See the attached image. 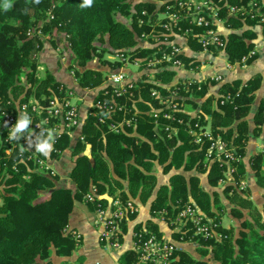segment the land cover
<instances>
[{"label": "trees", "instance_id": "obj_1", "mask_svg": "<svg viewBox=\"0 0 264 264\" xmlns=\"http://www.w3.org/2000/svg\"><path fill=\"white\" fill-rule=\"evenodd\" d=\"M247 1L215 0L216 16L223 19L226 27H239L242 22L247 25L259 23L264 30V22L257 21L264 17V0H254L253 5ZM175 3L173 0H92L91 5L86 6L84 0H0V113L29 96L43 104L49 95L63 94L61 84L51 73L45 71L38 76L35 72L34 55L40 46L37 32L40 35L49 33L51 45L55 47L65 40L77 66L78 85L94 88L102 81L101 71L88 66V62L96 57L100 63L109 64L103 58L109 50L128 51L143 59L154 53L155 47L125 49L134 46L135 37L142 32L161 37L164 30L158 23L162 18L159 19L157 13L165 11L166 4L174 5L169 9L176 12ZM228 5L236 6L232 15L227 14ZM120 17H128L129 23ZM188 19H181V27L191 28L185 33L186 37L201 49L196 33L214 25L195 26ZM173 33L181 32L173 30ZM251 33V29H244L239 33L220 34L223 40L221 49L229 62L239 61L251 48L252 44L247 41ZM57 34L58 38L55 37ZM209 49L220 48L210 45L206 50ZM177 57L184 67L196 64L182 54ZM143 62L140 60V67ZM172 75L173 71L167 67L160 68L154 72L158 83L142 80L133 91L134 97L119 99L128 109L125 115L134 121L133 126L125 127L122 132L113 133L104 124L97 123L94 116L85 115L80 125L83 141L76 140L71 149L75 164L69 177L74 190L59 185L55 175L29 171L31 163L17 162L16 151L5 153L0 144V264H68L66 260L52 263L48 257L51 251L56 256L65 257L75 248V240L63 231L74 201H83L88 209L94 210L97 203L107 202V195L118 196L121 201L137 198L141 203L150 198L149 212L155 218L160 209L173 218L178 209L190 203L217 226L218 236L214 238L192 235L189 229L184 233L173 231L177 241L195 243L194 254L176 248L167 264H264V206L257 208L248 198L247 188L237 187L244 179L242 157L248 139L247 122L242 118L248 112L260 78L254 75L244 81L221 82L215 96L206 94L207 80L189 83L187 91L183 80H176L167 84L168 89L176 92L174 100L196 105L193 98L187 96L198 97L197 111L190 114L178 107L170 111L172 119L153 116L149 110L159 107V99L151 96L149 89L166 95V84L163 86L162 82L170 80ZM197 86L200 88L196 89ZM101 92L98 90L96 98H107ZM212 100L214 108H211ZM262 111L263 104L260 103L254 116V136L259 132L257 123H260ZM113 116L119 117L120 113L115 112ZM195 122L197 125L207 122L210 133L231 145L238 158L230 164L234 183L222 188L231 204L229 215L240 219L237 228L221 225L224 206L215 193L210 196L198 185L199 174H204L209 185H216L224 177L226 164L219 160H204L208 140L202 137L200 142L195 141ZM166 125L174 129L170 137L163 130ZM132 129L135 135L127 134ZM190 129L193 132H189ZM1 137L0 132V142ZM67 145L66 136L53 144L59 150ZM85 145L89 147L88 155L83 153ZM51 155L57 156L52 152ZM154 159L160 163L167 160L165 171L181 166L182 170H193L196 174L185 178L182 173L174 172L168 176L167 185L154 188ZM262 161L263 152L253 153L248 158L255 182L263 181L264 188ZM91 185L106 196L84 201L82 195ZM167 226L171 228L172 225L168 223ZM148 233L160 236L156 223L151 220L142 225L135 224L132 239ZM178 236L182 237L179 239ZM134 259L135 252L128 249L120 261L129 264Z\"/></svg>", "mask_w": 264, "mask_h": 264}, {"label": "built area", "instance_id": "obj_2", "mask_svg": "<svg viewBox=\"0 0 264 264\" xmlns=\"http://www.w3.org/2000/svg\"><path fill=\"white\" fill-rule=\"evenodd\" d=\"M185 3L188 4L176 2V12L170 9V11L166 10V14H164L163 20L160 23V27L164 30V33L167 31L173 33V30L180 31L182 34L190 32V27H181L180 24L181 19L185 17H189V23L195 26L213 24L214 21L219 19L215 12V0H194L193 3L188 0ZM247 3L253 5L254 0H249ZM235 9V5H228L227 14L232 15ZM257 21L264 22V17H260ZM164 33L161 37H156L158 40L155 44V52L143 59L142 67H145L146 70L156 68L154 69L155 72L160 68L168 66L174 68L184 67L181 60L177 57L180 54L178 46L171 42L169 36ZM39 34L37 32V35ZM197 42L202 50H206L210 45L220 49L223 47V40L220 34L212 27L205 29L200 35H197ZM113 53L114 55H118L119 61H128L132 62L131 64L133 65L140 66V60L130 59V55H123V53H118V51ZM254 53V50H248L240 57L238 62H245ZM62 60L65 61L63 57H61ZM151 74V72H144V79L141 78L133 81L128 79L126 74L120 69L106 73L104 78L102 77L103 86L99 90H102L101 94L107 98H96V95L89 105V110L86 114L94 116L97 123L104 124L105 128L113 133L122 132L125 130V127L133 126V118L125 115L128 109L125 108L124 103L119 99L124 97L131 99L134 97L133 91L137 88V83L142 80H150L152 82L153 76ZM219 78L220 76L216 75L213 79L218 80ZM191 82L194 81H182L185 91H187V87ZM166 91V95H160L155 89H149V94L151 96H158L159 99V107L151 108L149 111L153 116L160 115L162 118L172 119L170 111L178 109V107L182 108L184 104L174 100L176 92L171 91L167 87ZM69 94L70 92L68 91L65 95H49L43 104H40L34 98H30L25 101L15 102L12 107L2 111L0 113V132L2 134L0 144L3 146L4 152L9 154L12 151H16L19 157L17 162H23L25 165L27 162L31 163V166L28 168L31 172L54 175V170H52L48 158L37 153L36 146L48 140L50 133L52 137H55V143H57L64 136H71L75 129L78 128L80 123L77 110L68 98ZM115 112L120 113V116H113ZM26 118L30 120L27 127L21 131H16L17 124ZM193 126H196L197 129L200 125H197V122H195ZM163 130L167 137H170L171 133H174V129L171 126H164ZM188 131L193 132L192 129ZM193 134L195 135L196 142H200L202 137L208 140L204 160L206 162L219 160L227 163L225 175L233 180V167L230 164L238 158L234 155L232 146L225 143L219 136H213L210 131L197 130ZM10 135H13V139H10ZM74 137H76V140L83 141V136L79 132ZM60 152L61 150L53 146L52 153L58 155ZM12 168L15 167L12 166ZM238 183L239 189L244 187L243 181H239ZM100 196L102 194H99L96 187L91 185L82 195V199L84 201H92L94 198ZM134 208L135 205L131 199L121 201L118 196H107L106 203H97L95 205V209L93 210L95 216L94 224L98 226V239L103 245L111 248H116L119 245L121 223L126 219L128 214L134 211ZM156 214L158 219L162 221L170 219L164 209L158 210ZM173 218V231L181 230L184 233L189 229L192 235L200 236L204 239L216 237L212 232L215 224L206 218L193 204L188 203L182 206L175 212ZM63 231L73 239L78 238V234L66 226ZM175 249L174 241H171L169 238L156 237L152 233H148L142 237L138 234L137 239L133 240L135 259L129 264H167Z\"/></svg>", "mask_w": 264, "mask_h": 264}, {"label": "crops", "instance_id": "obj_3", "mask_svg": "<svg viewBox=\"0 0 264 264\" xmlns=\"http://www.w3.org/2000/svg\"><path fill=\"white\" fill-rule=\"evenodd\" d=\"M154 1V0H148ZM158 3V2H157ZM121 20L124 18L120 17ZM129 20V18H128ZM127 23L125 20H123ZM215 30L222 34L229 31L240 32L244 29H251V37H247V41L252 44L249 50H254V55L246 60L245 62L233 61L229 62L225 52L222 49H209V50H200L197 48L194 42H191L187 39L186 35H174L172 37V42H175L180 48V54L192 58L196 62V64L189 68L180 67L174 68L168 66L167 69L173 71V75L170 80L162 82L163 86H168L167 84L173 83L176 80H191L194 82L200 81H208L206 87V94L215 96L218 92V87L221 82H230L232 80H240L244 81L254 75L259 76V85L253 91V98L250 102L249 109L247 114L242 118L247 122V135L248 139L245 144V152L242 157V162L244 165V179L243 181L246 184L248 198L254 203V205L263 204V200L258 202L260 199L264 198V189L260 188L253 177V171L249 167L248 158L250 155L256 152H263V161H262V170L264 171V33L262 32L261 25L259 23L247 25L242 22L241 26L230 28L226 27L223 19H218L213 22ZM136 38V37H135ZM137 39V38H136ZM49 40L44 43L41 41L40 48L38 53V61L40 62V66H44L46 70L52 73L54 79L61 84L71 87L76 93V101L78 102L79 108V126L75 129V131L71 134V136L67 137L68 145L61 150L54 160L49 163L53 167L54 175L56 177V182L59 185L68 186L71 190H74V185L69 177V172L75 164V157L72 155L71 149L73 144L76 141L75 134L77 132L80 133V125L83 121L86 111L89 108L93 98L97 95L99 88L101 85L99 84L94 88H85L81 87L76 83L73 77L69 75L66 69L62 68L63 63H58V61L53 57L54 47L51 43H48ZM136 48L138 47H148V43L146 41H138L135 44ZM196 45V46H195ZM134 47V48H135ZM54 48V49H53ZM150 48V47H149ZM110 52H106L103 56L109 57L112 55L114 51L109 50ZM66 58V57H65ZM67 59V58H66ZM55 60V61H54ZM129 73L127 74L128 79L136 81L141 79L143 73L138 71L135 67L133 69H128ZM104 72V71H102ZM43 74V73H42ZM41 74V75H42ZM38 75V76H41ZM215 75L220 76V80L213 81L211 78ZM152 82L158 83L159 81L152 75ZM187 98H193L192 101L197 105L200 102L198 97H193L192 95L187 96ZM90 99V102H88ZM263 104V111L260 119V123H257L259 126V132L257 135L252 134V129L254 127V116L258 109V105ZM211 108H214V101H211ZM189 102L185 103V109L188 113L194 114L198 107ZM208 118V117H205ZM235 123V122H234ZM208 126L209 124L206 122L204 124ZM127 134H134V129L130 130ZM142 137V136H141ZM80 142V141H79ZM83 153L89 154V147L85 145ZM153 174L155 176V187L162 184H168V176L171 173L177 172L182 173L185 178H187L191 174H196L193 170L184 171L181 166L178 168L170 167L167 171H165V163L157 162L156 159L153 161ZM199 181L198 185L206 190L208 194L211 196L212 193H215L218 197L219 202L224 206V214L222 215V224L225 227L229 225H236V218H233L229 215V207L231 204L229 203L227 197L222 192L224 183L217 182L216 185H209L206 181L204 174L198 175ZM262 193V196L260 194ZM102 196H106L104 192H102ZM107 197V196H106ZM151 197V196H150ZM149 200L148 198L145 202L141 203L137 198H133L132 202L136 207V212L130 218L124 220L123 225L121 227V236L119 239V245L116 248L104 247L101 245V242L98 239V226L94 224V212L93 210L88 209L83 201L75 200L73 203L72 210L69 214V219L66 224V227L72 230H75L79 233V241L71 252L70 255L65 257L56 256L53 251H51L48 260L52 263H60L63 260H66L68 264H121L120 258L121 255L128 249L133 250V227L135 224H144L147 220H151L156 223L157 229L160 232V236L164 238H170L169 229L167 225L156 219L149 212ZM243 212H245L243 210ZM235 227V226H234ZM176 248H181L188 251L191 254H194L195 243L193 242H174Z\"/></svg>", "mask_w": 264, "mask_h": 264}, {"label": "rangeland", "instance_id": "obj_4", "mask_svg": "<svg viewBox=\"0 0 264 264\" xmlns=\"http://www.w3.org/2000/svg\"><path fill=\"white\" fill-rule=\"evenodd\" d=\"M174 1H176V2H180V3H184V4H188V3H185L186 1H188V0H173V2ZM193 1L194 0H190V2H192L193 3ZM249 1V0H248ZM247 1V2H248ZM158 2H161V1H158ZM192 3H189V4H192ZM172 4V3H171ZM171 4H166L165 6H164V9H165V11H161V12H158L157 14V16H158V18L159 19H161V18H163V16H164V14H166V10L167 11H170L169 10V7L168 6H172ZM123 20H125L127 23H129V20H128V17H126V18H124ZM162 20L163 19H161V22H162ZM160 21V20H159ZM161 22H158V23H161ZM212 28H214V27H212ZM215 29V28H214ZM262 29V28H261ZM204 31V30H203ZM202 31V32H203ZM202 32H199V33H196V35H200ZM262 32H263V30H262ZM264 33V32H263ZM165 35H168L169 36V39H170V41L172 42V37L174 36V35H177L176 33H172V32H170V31H167L166 33H164ZM183 35L182 33H179V35ZM186 35V34H185ZM58 36H59V34H57V35H55V37L56 38H58ZM64 37V34H61V37ZM50 37L51 36H49V33H45V34H39L38 35V40H39V42H40V45H41V41H44V43L46 42V40L48 41L49 40V44L51 43V41H50ZM55 37H54V39H55ZM156 37H158V35H156V34H152V35H149L148 36V34H146L145 32H142V33H140V35L139 36H136V43L135 44H137V40L138 41H146V43H148L149 45H148V47H155V44H156V41L158 40V38H156ZM52 38V37H51ZM55 40H57V39H55ZM175 45H177L175 42H173ZM58 47H55V46H53L54 48V51H53V57L58 61V63H63L64 65H62V68H64V69H66L67 70V72L69 73V75L71 76V77H73L74 78V80L76 81V83H77V77H76V70H77V66L75 65V61H74V59H73V54L69 51V46H68V44H66V41L65 40H62V41H60L59 43H58V45H57ZM97 46H99V44L97 45ZM136 45H134V46H132V47H129V48H126L125 50H133L134 49V47H135ZM178 46V45H177ZM137 47H138V45H137ZM136 48V47H135ZM178 48H179V46H178ZM39 50H41V48H40V46L37 48V51H36V53H35V62H36V74L37 75H41L42 73H44L45 71H48V70H46L45 69V67L44 66H40V62L38 61V59H39V55H38V53L37 52H39ZM179 50H180V48H179ZM201 50V49H200ZM118 53H123V55H130V59H137V60H143V57H139V56H137V55H135V54H129L128 53V51H125V52H121V51H118ZM61 57H63L64 59H65V61H61ZM67 59H66V58ZM252 57V56H251ZM251 57H249L248 59H250ZM103 58L104 59H107L110 63L109 64H107V63H100V61H97V59H96V57H93L89 62H88V66H92V67H95V68H97V69H99V71H101V76L104 78V76L106 75V73H109V72H112V71H115V70H117V69H120V70H122V72H124L125 74H126V76H127V74L129 73V71H128V69L129 68H131V69H133L134 67L138 70V71H141L143 74H144V72H151L152 74L151 75H154V69H156V68H154V69H152V70H146V68L145 67H140V66H138V65H133V64H131L132 62H128V61H119V57H118V55H114V53L112 54V55H109V57H107L106 55L105 56H103ZM247 59V60H248ZM55 61V60H54ZM185 68H190L191 69V67H185ZM102 71H104V72H102ZM49 72V71H48ZM50 73V72H49ZM51 75H52V73H51ZM53 76V75H52ZM216 76V75H215ZM54 78V77H53ZM128 78V77H127ZM214 78V76L211 78L213 81H218V80H220V78L218 79V80H214L213 79ZM60 83V82H59ZM102 83H103V80H102V82L100 83V85L101 86H103L102 85ZM61 84V83H60ZM61 86H62V92H63V94L62 95H65V94H67V92L69 91L70 92V94L68 95V98L70 99V101L73 103V105L75 106V108H76V110H77V115H78V117H79V108H78V102L79 101H76L75 99H76V97H79V96H77L76 95V93L74 92V90L71 88V87H68V86H65V85H63V84H61ZM200 87H197V89H199ZM97 94V93H96ZM31 98V96H29L28 97V99H30ZM94 99V98H93ZM88 102H90V99H89V101ZM185 104L183 105V107L181 108V110H182V112H186V113H188L187 111H186V109H185ZM89 110V108L87 109V111ZM86 111V112H87ZM197 130H203V131H209V128H208V126H205L204 124L203 125H201L200 124V126L196 129V131ZM56 157H58V155L57 156H53V155H51V153H50V155L47 157L48 158V160H50V162L52 161V160H54ZM226 164V168H227V163H225ZM51 168H52V170H53V167L51 166ZM225 173H226V169H225V171L223 172V174H224V177H222V178H220L218 181L219 182H221V183H224V184H228V183H234V181L233 180H231L230 178H228L226 175H225ZM243 181V180H242ZM244 182V181H243ZM239 184V183H238ZM238 184H237V187H238ZM257 184V183H256ZM262 184H263V181L261 182V183H258L257 185L260 187V188H263L262 187ZM244 187H246V184H245V182H244ZM243 187V188H244ZM264 189V188H263ZM263 193H264V191H263ZM107 196H109V195H107ZM260 196L261 197H263L262 196V193L260 194ZM261 200H263V204L262 205H260L259 207H258V205L256 206L257 208H261L262 206H264V198L263 199H260L258 202H260ZM254 204V203H253ZM94 212V211H93ZM136 212V207L134 208V211L133 212H131L130 214H128L127 216H126V219L127 218H130V217H132L133 215H134V213ZM222 218V217H221ZM220 218V222H221V225L222 226H224L223 224H222V219ZM125 219V220H126ZM156 219H158V217H156ZM174 218H170V220L169 219H164L163 221L162 220H160V219H158L159 221H162V222H164L166 225L169 223L170 225H172L171 226V228H169L168 226V229H169V236H170V240L171 241H174V242H176L177 240L174 238V236H173V225H174V222L172 221ZM209 219V218H208ZM236 220V225H234L235 227L234 228H237V225H238V222L240 221V219L239 218H236L235 219ZM168 222V223H167ZM216 225H214L213 226V228H212V232L216 235V236H218V233H217V231H216ZM225 227V226H224ZM75 231V230H74ZM187 231V230H186ZM76 232V231H75ZM77 233V232H76ZM78 234V238H74V240H75V248H76V246H77V244H78V241H79V233H77ZM119 235L121 236V227H120V232H119ZM97 236H98V234H97ZM120 236H119V239H120ZM180 237H182V236H178V238H180ZM178 242H180V241H178ZM101 245L102 246H104V247H108V246H106V245H103L102 243H101Z\"/></svg>", "mask_w": 264, "mask_h": 264}, {"label": "clouds", "instance_id": "obj_5", "mask_svg": "<svg viewBox=\"0 0 264 264\" xmlns=\"http://www.w3.org/2000/svg\"><path fill=\"white\" fill-rule=\"evenodd\" d=\"M84 2L86 6H90L92 3V0H84ZM5 7H7V5H5ZM29 123H30V120L27 118L24 119L22 122H19L16 126V131H21L25 129ZM13 135H10V139H13ZM54 143H55V137H52L50 133L48 140H45L36 146V152L45 157H48L53 150Z\"/></svg>", "mask_w": 264, "mask_h": 264}]
</instances>
